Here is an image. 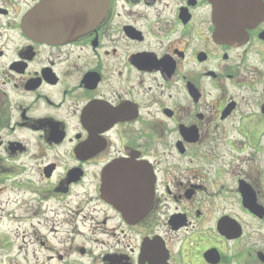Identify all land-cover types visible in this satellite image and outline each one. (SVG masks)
<instances>
[{
    "label": "flooded vegetation",
    "instance_id": "af4514ba",
    "mask_svg": "<svg viewBox=\"0 0 264 264\" xmlns=\"http://www.w3.org/2000/svg\"><path fill=\"white\" fill-rule=\"evenodd\" d=\"M55 1L0 0V264H264V0Z\"/></svg>",
    "mask_w": 264,
    "mask_h": 264
},
{
    "label": "water",
    "instance_id": "95a60500",
    "mask_svg": "<svg viewBox=\"0 0 264 264\" xmlns=\"http://www.w3.org/2000/svg\"><path fill=\"white\" fill-rule=\"evenodd\" d=\"M223 1V2H222ZM225 0H221V4L215 5V10L218 9L217 14V27L218 35L225 40H234L236 32L234 31L235 25L238 22L231 17H227L225 10H230L231 6L224 3ZM55 7L59 10L61 19L60 24L66 26L70 31H80L85 27L88 22L96 23L102 16V9L106 5V0H56L54 3ZM92 7L93 12L89 13L87 9ZM38 6L31 10L26 18L28 30L37 33L38 32ZM217 12V11H216ZM220 12V16H219ZM86 15H92V17L87 18ZM111 194V193H110ZM107 198L115 206H121L120 200L118 198L112 197L108 193ZM148 200V198L143 199V201Z\"/></svg>",
    "mask_w": 264,
    "mask_h": 264
},
{
    "label": "rangeland",
    "instance_id": "374dc122",
    "mask_svg": "<svg viewBox=\"0 0 264 264\" xmlns=\"http://www.w3.org/2000/svg\"><path fill=\"white\" fill-rule=\"evenodd\" d=\"M7 197V193L0 195V228L5 231L8 230V233H10L15 230L19 223H21L22 216L20 213L9 209L7 205Z\"/></svg>",
    "mask_w": 264,
    "mask_h": 264
}]
</instances>
